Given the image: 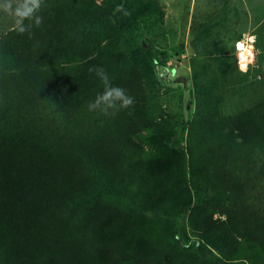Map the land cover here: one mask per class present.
Masks as SVG:
<instances>
[{
  "label": "trees",
  "instance_id": "16d2710c",
  "mask_svg": "<svg viewBox=\"0 0 264 264\" xmlns=\"http://www.w3.org/2000/svg\"><path fill=\"white\" fill-rule=\"evenodd\" d=\"M58 1L45 0L31 35L0 36V264H264V92L221 113V90L246 72L232 80L202 27L184 146L145 153L133 140L161 129L153 66L164 56L129 34L161 20L160 4ZM93 66L135 103L89 111L104 90Z\"/></svg>",
  "mask_w": 264,
  "mask_h": 264
},
{
  "label": "rangeland",
  "instance_id": "374dc122",
  "mask_svg": "<svg viewBox=\"0 0 264 264\" xmlns=\"http://www.w3.org/2000/svg\"><path fill=\"white\" fill-rule=\"evenodd\" d=\"M100 1L94 0L96 3ZM129 1L131 5H137L143 0ZM156 1L163 10L162 19L157 20L154 15L138 19L129 34L133 46L164 56L153 66L155 80L160 86L157 114L159 113L161 120V129L152 135L142 132L133 140L145 153L154 152L160 147L181 150L184 146V124L193 116L194 102L189 68V58L193 55L190 41L202 27L212 26L210 37L222 41L232 80L240 79L244 73L239 70L238 55L234 47L237 41L235 38L241 31V23L232 19L230 10L226 14V11L220 9L223 0ZM59 2L46 0L45 7L56 6ZM216 21H220L218 26ZM13 27L14 19L0 13V36ZM261 91L264 92V53L257 54L255 62L249 65L245 82L223 87L221 113L231 115L248 107L259 99ZM254 173L256 176V169ZM213 218L218 216L214 215ZM185 222L186 215L178 219L176 224L179 227L185 225Z\"/></svg>",
  "mask_w": 264,
  "mask_h": 264
},
{
  "label": "clouds",
  "instance_id": "9594fccd",
  "mask_svg": "<svg viewBox=\"0 0 264 264\" xmlns=\"http://www.w3.org/2000/svg\"><path fill=\"white\" fill-rule=\"evenodd\" d=\"M44 6V0H0V13L14 19L13 30L19 34L27 32L31 35V29L43 23V16L39 13ZM117 10L123 11V6H118ZM124 14L128 13L125 11ZM25 21L30 23H25ZM4 35L7 33L5 32ZM257 39L256 35L244 32L241 39L235 41L238 66L241 72H247L249 65L255 62L259 52L254 47ZM88 71L95 73L104 85L103 92L97 94L95 99L88 103L89 111L99 110L105 115L115 114L116 111L130 108L135 103L134 98L124 88L111 84L107 72L102 67L93 66Z\"/></svg>",
  "mask_w": 264,
  "mask_h": 264
},
{
  "label": "crops",
  "instance_id": "0c3cea01",
  "mask_svg": "<svg viewBox=\"0 0 264 264\" xmlns=\"http://www.w3.org/2000/svg\"><path fill=\"white\" fill-rule=\"evenodd\" d=\"M220 9L226 11H221L226 14L230 10L232 19L241 23V31L237 35L239 39L244 32L256 35L258 39L254 47L259 50L258 55L264 53V0H223Z\"/></svg>",
  "mask_w": 264,
  "mask_h": 264
},
{
  "label": "bare ground",
  "instance_id": "6f19581e",
  "mask_svg": "<svg viewBox=\"0 0 264 264\" xmlns=\"http://www.w3.org/2000/svg\"><path fill=\"white\" fill-rule=\"evenodd\" d=\"M236 51V50H235ZM238 64V63H237Z\"/></svg>",
  "mask_w": 264,
  "mask_h": 264
}]
</instances>
